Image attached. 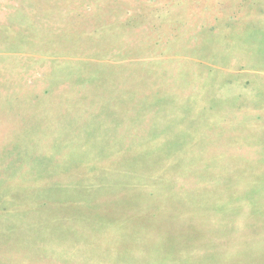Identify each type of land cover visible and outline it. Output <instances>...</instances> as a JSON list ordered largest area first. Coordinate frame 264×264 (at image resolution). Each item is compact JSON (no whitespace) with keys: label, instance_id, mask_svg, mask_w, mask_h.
I'll return each instance as SVG.
<instances>
[{"label":"rangeland","instance_id":"obj_1","mask_svg":"<svg viewBox=\"0 0 264 264\" xmlns=\"http://www.w3.org/2000/svg\"><path fill=\"white\" fill-rule=\"evenodd\" d=\"M244 172L264 0H0V264H264ZM171 187L190 222L157 214Z\"/></svg>","mask_w":264,"mask_h":264},{"label":"trees","instance_id":"obj_2","mask_svg":"<svg viewBox=\"0 0 264 264\" xmlns=\"http://www.w3.org/2000/svg\"><path fill=\"white\" fill-rule=\"evenodd\" d=\"M80 78L81 77H78L77 79L80 80ZM126 79H127V81H125L126 85L131 84V82L136 80L134 78V75H132V74H127L126 75ZM151 148H152L151 146H150V148L144 147L143 151H148ZM174 173H175L176 178H177L176 183L178 185L184 186L185 183L190 182L192 180H196V177L204 175L205 171H203L201 169L191 170L190 172H188V170H175ZM243 177L247 178L248 180L251 179L246 172H244V176ZM249 182L252 184V186H254L256 188L264 189V180L261 181V179H259V178H253ZM155 190H156V192H155L156 196L160 199V201H162L159 205H155L154 206V208L157 211V214H160L161 216H164V215H168L170 213L171 216L176 217L177 221H182V222L184 221V223H188V222L191 221V218H190L189 215H191L193 213L190 212V210L189 211L188 210H184L182 205L179 204L180 202H178L179 200L185 198L183 193L179 192L176 189L173 190L172 187H171V193L166 191V190L159 189V188H157ZM149 191L150 190L144 189V195H145L146 198L147 197L149 198L151 193H152V192H149ZM257 202L262 204V200H257ZM174 203H175V206L173 205ZM237 222L240 223V219L239 218H233V219L229 220L228 223H231V224L235 225ZM184 245H187V243L184 244ZM181 252H182V254L183 253L186 254V255L188 254L187 251H181Z\"/></svg>","mask_w":264,"mask_h":264}]
</instances>
